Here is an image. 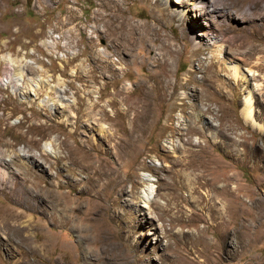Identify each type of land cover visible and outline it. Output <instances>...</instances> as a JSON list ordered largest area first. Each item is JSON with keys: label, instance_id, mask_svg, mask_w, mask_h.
I'll use <instances>...</instances> for the list:
<instances>
[{"label": "rangeland", "instance_id": "1", "mask_svg": "<svg viewBox=\"0 0 264 264\" xmlns=\"http://www.w3.org/2000/svg\"><path fill=\"white\" fill-rule=\"evenodd\" d=\"M193 1L0 0V264H264V0Z\"/></svg>", "mask_w": 264, "mask_h": 264}, {"label": "bare ground", "instance_id": "2", "mask_svg": "<svg viewBox=\"0 0 264 264\" xmlns=\"http://www.w3.org/2000/svg\"><path fill=\"white\" fill-rule=\"evenodd\" d=\"M162 1H164V2H166L167 0H162ZM202 2H204L203 0H194L193 1V3L191 4V5H193V6H197L198 4H200V3H202ZM167 3V2H166ZM101 6L102 7H104V8H107L108 7V5L106 4V3H102L101 4ZM112 13H113V16H112V19H115L116 21H118V20H120V22H119V24H120V27H116V29L115 30H119L122 34H124V37L123 38H121L120 39V43H119V46L120 47H122V49H130L131 47H132V45H133V36L136 34V28L135 27H133L132 25H130L129 23H128V21H127V19L123 16V13H122V10L119 8V6L117 5V4H115L114 5V7H113V10H112ZM147 30H149V29H147L146 28V31ZM156 41L157 40H154V43H156ZM92 42V41H91ZM93 46H95V44H94V42H93ZM162 49L164 50V51H166L165 52V55L166 54H168V55H171V53H173L174 51L171 49V46H170V44H166V43H164L163 45H162ZM28 69V68H27ZM233 70V74H234V76H236L237 75V69H236V67L235 68H233L232 69ZM162 72H164V71H162ZM26 73V72H25ZM28 74L30 73L31 75L32 74H37V71H34V70H29L28 72H27ZM96 73H98L99 74V76H101V77H104L105 76V73L103 72V71H100V72H97V70L96 69H89L88 71H87V74H90L91 75V78H90V80H91V82L93 81V82H95L96 81ZM17 73H14V75H16ZM39 74V73H38ZM43 74V73H42ZM81 74H82V72H79V71H77V74H76V78L78 79H82V77H81ZM85 74V73H84ZM27 75V74H26ZM111 75H112V73H111ZM111 77V76H110ZM11 78V77H10ZM164 79V78H163ZM191 81H193L192 83H194L195 84V81L193 80V79H190ZM155 81V80H154ZM157 82V81H156ZM156 82H154V83H156ZM189 82V81H188ZM160 84V83H159ZM13 86H14V84H13ZM186 86H187V84H186ZM157 89V90H159V87H158V85H156L155 84V86H153L152 87V89ZM52 89H54V88H52ZM215 92V91H214ZM215 94V93H214ZM218 97V96H217ZM216 96H214L213 98H212V100H214V101H217L218 100V98H217ZM119 101V100H118ZM117 101V102H118ZM251 98L250 97H247L246 99H245V101H244V104H243V108H242V115H243V117L246 119V120H248V122H249V124H250V126L252 127V128H256V129H259V130H261V127H260V125H258L255 121H254V119H253V116H252V105H251ZM109 103L110 104H115V101L114 100H109ZM245 122V121H244ZM246 123V122H245ZM204 152V150H203V148L200 150V153H203ZM204 154V153H203ZM88 155V154H87ZM206 155V154H205ZM200 157V156H199ZM201 158H203V157H201ZM5 168H6V162L2 159V155H1V152H0V180H4L5 178H6V176H8V173L6 172V170H5ZM9 172V171H8ZM110 184V183H109ZM120 192H122V188H119L118 189Z\"/></svg>", "mask_w": 264, "mask_h": 264}]
</instances>
